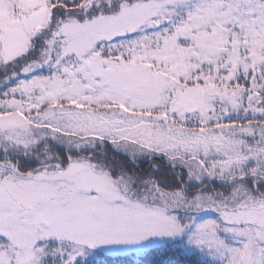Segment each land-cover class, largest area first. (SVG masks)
Listing matches in <instances>:
<instances>
[{
  "label": "snow or ice",
  "instance_id": "snow-or-ice-1",
  "mask_svg": "<svg viewBox=\"0 0 264 264\" xmlns=\"http://www.w3.org/2000/svg\"><path fill=\"white\" fill-rule=\"evenodd\" d=\"M0 264H264V0H0Z\"/></svg>",
  "mask_w": 264,
  "mask_h": 264
}]
</instances>
